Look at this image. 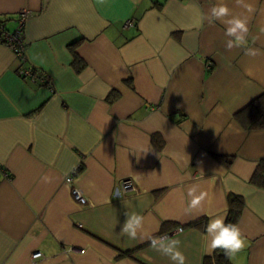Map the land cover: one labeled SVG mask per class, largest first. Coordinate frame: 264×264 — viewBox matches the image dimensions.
<instances>
[{"label": "crops", "instance_id": "0c3cea01", "mask_svg": "<svg viewBox=\"0 0 264 264\" xmlns=\"http://www.w3.org/2000/svg\"><path fill=\"white\" fill-rule=\"evenodd\" d=\"M219 2L0 0L9 30L27 12L26 63L51 85L23 81L0 45V264H174L152 239H179L185 264H202L230 193L247 240L230 263L264 264V188L251 184L264 130L235 119L264 94V0H223L248 19L246 44L230 50L210 15ZM124 179L134 190L121 195ZM192 187L205 194L195 208ZM126 214L144 218L135 239Z\"/></svg>", "mask_w": 264, "mask_h": 264}, {"label": "clouds", "instance_id": "9594fccd", "mask_svg": "<svg viewBox=\"0 0 264 264\" xmlns=\"http://www.w3.org/2000/svg\"><path fill=\"white\" fill-rule=\"evenodd\" d=\"M102 2V0H100ZM238 4H243V0H237ZM248 13H252L254 9L250 5H243ZM211 18L219 20L225 25V36L229 39L226 47L230 50L234 46H243L247 42L249 32L248 19L233 15L232 10L223 0L211 8ZM245 54L255 57L259 54L257 49L246 48ZM47 179V178H45ZM188 195L191 197L190 207L195 208L205 199V194H196V188L189 189ZM127 215V219L121 229L122 233L131 239L137 237V228L143 227V217L138 214ZM225 216H218L210 219L206 226L205 239L209 240V252L215 249H221L228 257H233L237 253L242 252L247 247V240L238 223H225ZM179 239H152L151 246L155 251L168 256L174 264H185V256L179 250Z\"/></svg>", "mask_w": 264, "mask_h": 264}, {"label": "trees", "instance_id": "16d2710c", "mask_svg": "<svg viewBox=\"0 0 264 264\" xmlns=\"http://www.w3.org/2000/svg\"><path fill=\"white\" fill-rule=\"evenodd\" d=\"M2 22V21H0ZM4 23V22H3ZM6 27V24H4ZM7 28V27H6ZM7 30H9L7 28ZM75 65H80L78 58L74 57ZM235 119L239 125L249 131H260L264 130V94L258 98L251 101L243 110L239 111L235 115ZM226 167L231 164V159L228 158H218ZM251 184L256 187L264 188V162H260L257 169L255 170L252 178ZM228 216L226 223H237L241 211L243 209V199L241 196L236 194H228ZM176 226L171 224L163 225L161 233H167L174 230ZM202 264H231L229 257L224 254L221 249H216L211 257H206L203 259Z\"/></svg>", "mask_w": 264, "mask_h": 264}, {"label": "built area", "instance_id": "2783aa9c", "mask_svg": "<svg viewBox=\"0 0 264 264\" xmlns=\"http://www.w3.org/2000/svg\"><path fill=\"white\" fill-rule=\"evenodd\" d=\"M26 16L27 12L25 10H21L16 19V26L12 30H7L4 25L5 23L0 22V45L10 49L20 62V66L18 67L16 73L23 81L34 83L38 80L42 85L51 88V85L46 81L45 77L36 71L34 67L26 63L24 43V26L27 18ZM126 26H132V22L126 23ZM65 181L69 185H72L73 177L69 176L65 179ZM133 190L134 186L130 179H124L119 182V191L121 195H126ZM71 194L76 202L81 204L86 203V200L82 196L81 192L73 186H71ZM179 231H181V229H179ZM40 257H42V253L40 252L32 255V259H38Z\"/></svg>", "mask_w": 264, "mask_h": 264}]
</instances>
